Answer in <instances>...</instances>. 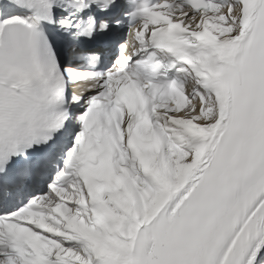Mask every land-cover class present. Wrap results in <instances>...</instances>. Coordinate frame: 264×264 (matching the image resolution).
<instances>
[{
    "label": "snow or ice",
    "instance_id": "obj_1",
    "mask_svg": "<svg viewBox=\"0 0 264 264\" xmlns=\"http://www.w3.org/2000/svg\"><path fill=\"white\" fill-rule=\"evenodd\" d=\"M0 264H264V0H0Z\"/></svg>",
    "mask_w": 264,
    "mask_h": 264
}]
</instances>
